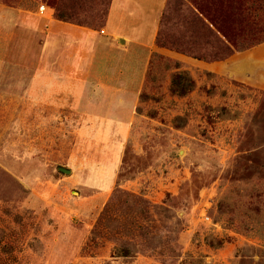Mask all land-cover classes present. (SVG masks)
<instances>
[{
  "label": "rangeland",
  "instance_id": "1",
  "mask_svg": "<svg viewBox=\"0 0 264 264\" xmlns=\"http://www.w3.org/2000/svg\"><path fill=\"white\" fill-rule=\"evenodd\" d=\"M167 1L113 0L109 34L56 19L54 38L40 21L62 0H0V264H264V40L214 62L159 47ZM187 3L264 17V0Z\"/></svg>",
  "mask_w": 264,
  "mask_h": 264
},
{
  "label": "trees",
  "instance_id": "2",
  "mask_svg": "<svg viewBox=\"0 0 264 264\" xmlns=\"http://www.w3.org/2000/svg\"><path fill=\"white\" fill-rule=\"evenodd\" d=\"M112 1L62 0L56 4L53 15L59 21L103 28L107 24ZM235 10L234 19L230 20L224 11L213 13L199 4L191 9L187 0H168L159 22L156 43L159 47L187 53L194 59L226 61L235 53L264 40V28L260 27L264 17L254 14L252 6L248 5L235 6ZM195 88L196 81L189 71L173 74L169 87L173 95L184 97ZM256 202L258 210L262 198ZM120 255L127 256L129 251L125 249Z\"/></svg>",
  "mask_w": 264,
  "mask_h": 264
},
{
  "label": "crops",
  "instance_id": "3",
  "mask_svg": "<svg viewBox=\"0 0 264 264\" xmlns=\"http://www.w3.org/2000/svg\"><path fill=\"white\" fill-rule=\"evenodd\" d=\"M158 18H159V16H158ZM158 18H156L155 21L158 22ZM40 25H42L43 31L44 32H48V34L51 35V37H54V38L58 37L57 35L60 33V28H59L60 24H59V22H57L56 19L52 18L49 15L48 16H44L43 18H41ZM105 30H106L107 34H109L108 31H107V25H106ZM63 31H65L66 34L74 33V37L76 38L77 43H79V45H81V46L83 44H89V43H93L94 42V36L91 34V32L89 30H87L86 28H83L81 26H76V25H72L71 24L70 26H65V28H63ZM56 32H59V33L56 35ZM156 33H157V29L155 30V34H154V36L152 38L151 43L152 42L154 43ZM110 35L112 37L110 42H109L110 45H115V42L113 40L114 37L115 38L116 37L120 38L121 42H124L126 44H128L130 42V40H131L129 37H125L124 35H122L118 31H114ZM44 40H42V41H44ZM135 43H137L138 45H145L144 42H142V41H136ZM72 51H74V49ZM84 53L86 54L87 52L84 51ZM44 55H45V53H44ZM43 64L45 65L44 69H46L47 72L51 74V75H47L48 77H50L48 79V81L49 82H54V83L58 82L59 81L58 78L61 76L60 67H62L60 59L57 56L55 57L53 55L52 59L47 58L46 60H44ZM212 65H217V64L212 63ZM84 66H86V67L90 66V68H92L93 67L92 61H91L90 65L89 64H87V65L84 64ZM88 70H89V72L86 75H84L85 77L86 76H90L91 73L93 72L90 69H88ZM102 70L104 72V68ZM103 74H106L108 77H110L112 75L111 78L113 80H115V78H118V75L120 73H119V71L114 70V71H110V73L104 72ZM77 76H79V75H77Z\"/></svg>",
  "mask_w": 264,
  "mask_h": 264
},
{
  "label": "water",
  "instance_id": "4",
  "mask_svg": "<svg viewBox=\"0 0 264 264\" xmlns=\"http://www.w3.org/2000/svg\"><path fill=\"white\" fill-rule=\"evenodd\" d=\"M59 169L63 172H71V170L64 168V167H59Z\"/></svg>",
  "mask_w": 264,
  "mask_h": 264
},
{
  "label": "built area",
  "instance_id": "5",
  "mask_svg": "<svg viewBox=\"0 0 264 264\" xmlns=\"http://www.w3.org/2000/svg\"><path fill=\"white\" fill-rule=\"evenodd\" d=\"M207 219H209V217H207Z\"/></svg>",
  "mask_w": 264,
  "mask_h": 264
}]
</instances>
